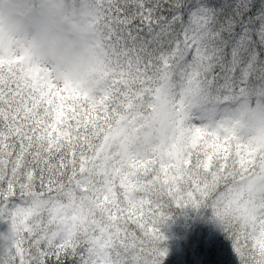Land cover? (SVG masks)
Returning a JSON list of instances; mask_svg holds the SVG:
<instances>
[{
    "label": "snow or ice",
    "instance_id": "snow-or-ice-1",
    "mask_svg": "<svg viewBox=\"0 0 264 264\" xmlns=\"http://www.w3.org/2000/svg\"><path fill=\"white\" fill-rule=\"evenodd\" d=\"M94 86L0 46V264H163L171 208H210L264 264V0H71Z\"/></svg>",
    "mask_w": 264,
    "mask_h": 264
},
{
    "label": "clouds",
    "instance_id": "clouds-1",
    "mask_svg": "<svg viewBox=\"0 0 264 264\" xmlns=\"http://www.w3.org/2000/svg\"><path fill=\"white\" fill-rule=\"evenodd\" d=\"M87 7L71 0H0V46L7 51L21 43L61 81L94 86L101 71L100 50L85 22ZM232 119L253 136L264 134V107H242Z\"/></svg>",
    "mask_w": 264,
    "mask_h": 264
},
{
    "label": "trees",
    "instance_id": "trees-1",
    "mask_svg": "<svg viewBox=\"0 0 264 264\" xmlns=\"http://www.w3.org/2000/svg\"><path fill=\"white\" fill-rule=\"evenodd\" d=\"M167 249L163 264H239L232 243L212 210L207 207L171 208L160 226Z\"/></svg>",
    "mask_w": 264,
    "mask_h": 264
}]
</instances>
